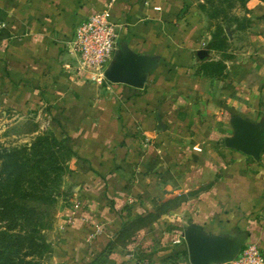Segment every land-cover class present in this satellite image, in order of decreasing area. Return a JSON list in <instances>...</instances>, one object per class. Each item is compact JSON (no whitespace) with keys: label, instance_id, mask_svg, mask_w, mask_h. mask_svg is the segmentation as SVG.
Returning a JSON list of instances; mask_svg holds the SVG:
<instances>
[{"label":"crops","instance_id":"crops-1","mask_svg":"<svg viewBox=\"0 0 264 264\" xmlns=\"http://www.w3.org/2000/svg\"><path fill=\"white\" fill-rule=\"evenodd\" d=\"M194 8L0 0V107L44 113L74 150L83 214L62 232L55 264H191L192 228L264 250V1L253 2L246 41L218 69L202 58ZM103 10L121 25L119 48L155 58L143 88L73 73L75 28ZM238 119L262 142L258 159L227 146Z\"/></svg>","mask_w":264,"mask_h":264},{"label":"rangeland","instance_id":"rangeland-1","mask_svg":"<svg viewBox=\"0 0 264 264\" xmlns=\"http://www.w3.org/2000/svg\"><path fill=\"white\" fill-rule=\"evenodd\" d=\"M255 1L264 0H192L206 35L202 41L205 64L218 69L233 59L234 52L246 41L244 33L250 25L251 5ZM54 132L44 113L38 116L5 114L0 107V176L14 180L11 174L16 168L20 180H44L49 187L52 200L46 214H50V219L41 231L48 243L42 258L44 264H55L52 261L58 258L55 247L72 221V211L79 201L77 180L72 178L73 147L64 138L58 140ZM40 144L45 149L39 148ZM185 254L189 258L188 252Z\"/></svg>","mask_w":264,"mask_h":264},{"label":"trees","instance_id":"trees-1","mask_svg":"<svg viewBox=\"0 0 264 264\" xmlns=\"http://www.w3.org/2000/svg\"><path fill=\"white\" fill-rule=\"evenodd\" d=\"M16 171L11 174L14 180L0 176V264H44L48 243L41 231L50 219L49 187L44 180H20ZM82 207L76 215L83 214Z\"/></svg>","mask_w":264,"mask_h":264},{"label":"water","instance_id":"water-1","mask_svg":"<svg viewBox=\"0 0 264 264\" xmlns=\"http://www.w3.org/2000/svg\"><path fill=\"white\" fill-rule=\"evenodd\" d=\"M153 57L136 54L131 50L119 48L105 71V77L113 83H125L136 88H143L148 80V73L154 65ZM236 135L226 140L227 146L259 158L263 146L255 136L250 125L244 119L235 123ZM186 249L191 264H217L236 257L242 250L243 242H224L218 235L207 237L192 228L185 234Z\"/></svg>","mask_w":264,"mask_h":264},{"label":"built area","instance_id":"built-area-1","mask_svg":"<svg viewBox=\"0 0 264 264\" xmlns=\"http://www.w3.org/2000/svg\"><path fill=\"white\" fill-rule=\"evenodd\" d=\"M120 27L107 10L92 14L76 26L68 44L76 76L99 82L106 79L105 71L120 47ZM80 207L78 201L72 215ZM217 264H264V250L257 242L248 243L236 257Z\"/></svg>","mask_w":264,"mask_h":264}]
</instances>
